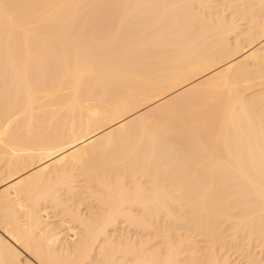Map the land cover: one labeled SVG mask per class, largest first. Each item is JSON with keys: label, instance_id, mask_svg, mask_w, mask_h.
<instances>
[{"label": "bare ground", "instance_id": "obj_1", "mask_svg": "<svg viewBox=\"0 0 264 264\" xmlns=\"http://www.w3.org/2000/svg\"><path fill=\"white\" fill-rule=\"evenodd\" d=\"M0 264H264V0H0Z\"/></svg>", "mask_w": 264, "mask_h": 264}]
</instances>
